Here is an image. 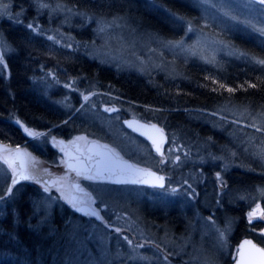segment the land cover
I'll use <instances>...</instances> for the list:
<instances>
[{
  "label": "rangeland",
  "instance_id": "rangeland-1",
  "mask_svg": "<svg viewBox=\"0 0 264 264\" xmlns=\"http://www.w3.org/2000/svg\"><path fill=\"white\" fill-rule=\"evenodd\" d=\"M134 1L137 0H116L117 12L100 16L39 0L33 6L36 29L41 27L47 39L71 49L74 48L73 32L68 31L71 19L76 18L77 23L93 22L94 33L84 49L99 67L110 66L146 77L161 72L163 81L165 77H176L188 84L193 80L185 74L200 70L198 65L202 63H211L212 69L225 74L222 64L216 63L220 54L245 56L223 38L227 32L242 39L257 36L256 42L264 47V5L259 0H175L195 8L196 14L190 11L188 18L185 13L166 7L164 0H147L138 9ZM171 3L178 6L173 1L167 2ZM10 5V0H0V20L11 14ZM41 15L45 16L42 21L38 19ZM150 16L156 30L161 29L166 37L147 28ZM8 49L0 34V72L5 76L8 68L4 55ZM43 53L57 61L62 56L53 49ZM245 54L256 64H264L258 56L257 59ZM52 75L51 72L44 75L47 78L41 82L44 95L67 112L74 110L70 94L75 92L80 99L79 115L87 120L70 136L34 129L33 135L19 143L0 141V256L5 250L11 261L24 264H230L238 240L251 237L245 233L253 231L264 241V228L257 220L264 216L256 215L264 210V101L253 99L240 88L225 93L204 90L206 95L201 104L212 107H172L176 116L167 131L163 125L164 111H169L162 107L126 100L118 93L96 89L93 83L82 89L73 79L59 80ZM117 105L121 106V117L126 116L123 120L131 116L163 129L166 140L161 144L160 154L146 138L143 137L150 145L127 132L118 114L105 112ZM14 123L15 127L24 128L20 121ZM3 124L0 121V126ZM75 135L84 141L90 139L89 143L95 140L136 167L158 172L161 168L168 174V180L166 177L163 187L142 186L137 184L142 180L135 173L118 169L133 181L92 183L93 200L96 199L102 212L112 215L107 224L65 217L66 208L59 199L33 183L11 186L17 174L10 150L18 164L27 167V174L48 175L46 169L33 171V163L39 158L29 150L30 143L44 141L40 157L52 163L57 160L53 139ZM50 153L54 154V160L48 157ZM106 166L109 168L111 164ZM15 206L22 211L31 209L27 216L29 224L22 233L16 227ZM252 213H255L251 216L254 230L245 222ZM5 219H10V227ZM234 227L242 232L230 248L228 240ZM6 230L8 238L3 240L1 233Z\"/></svg>",
  "mask_w": 264,
  "mask_h": 264
},
{
  "label": "trees",
  "instance_id": "trees-1",
  "mask_svg": "<svg viewBox=\"0 0 264 264\" xmlns=\"http://www.w3.org/2000/svg\"><path fill=\"white\" fill-rule=\"evenodd\" d=\"M10 1L9 12L11 14L0 20L1 37L9 45V49L4 55V61L8 68L7 75L5 76L0 72V121L10 126L7 127L4 124L0 126V141L2 143L14 144L21 142V139L26 140L25 128L32 127L36 131L48 129L58 122L65 113L72 110L70 109L67 112L62 111L58 104L53 101L51 102L44 95L42 84H39V82L40 79L41 81L46 80L45 78L47 77L44 75H48L49 72L53 73L52 76L55 75L59 80H75L76 85L82 89L86 87V84L93 83V85H96V89L105 92L111 91L115 94L118 93L122 97H125L126 100L146 105L151 104L158 108L162 107L169 111H164L166 120H164L163 125L167 131L174 125L172 124L173 118L176 116L172 107L211 108L212 106L208 104H201V101L205 98L204 94L209 89L214 90L215 93L219 91L225 93L231 89L240 88L245 90V93L250 94L253 99L264 101V64H259L258 62L256 64L245 54L247 53L255 58L258 56L259 59L264 60V47L256 42V35V38L252 39H242L235 34H228L229 32L223 35V38L230 46L236 47L239 49V52L241 51L245 55L231 56L225 53L218 55L216 63L218 65L222 64V68H225V74L223 75L217 69H212L214 65L211 63H202L198 65L200 70L185 74L193 80L192 84H188L187 80L185 81L182 78L181 80L176 79V77H165V81H163L161 78L164 77V74L161 72L146 77L131 71L125 72L116 68L114 69L110 66L99 67L94 60L88 57L84 49L85 43L91 37L92 30L88 26L83 28L85 33H80L79 31L73 32L71 41L74 42V48L70 49L62 44L53 43V40L45 37L41 27L36 29L37 24L35 22L33 6L39 0ZM40 1L44 4L61 1L66 7H71L86 14L100 16H108V14H113L118 10L114 4L116 0ZM146 1H134L135 6L137 9L142 8L143 5L145 6ZM170 1L175 2L178 6L175 7L172 3L167 4ZM164 3L166 7L169 5L170 8H174V11L180 14L185 13V17L187 18L191 16L190 11H194L193 13L196 14L195 8L191 7V5L177 3L175 0H164ZM175 8L179 9L176 10ZM144 13L146 14V11ZM44 17L41 15L38 19L42 21ZM162 18L164 19L163 16ZM147 19L149 22L148 27L156 30L154 27L155 21L152 20V17ZM86 28L90 30V34ZM156 31L163 34L161 29H157ZM163 35L166 37L165 34ZM262 43L264 44V41ZM49 49L59 51L62 54L59 61L54 60L51 56L47 57L48 55L43 53ZM194 85H199L200 87L195 88ZM70 96H72V108H74V106L79 104L80 99L75 92L71 93ZM6 117L9 118L8 121H6ZM12 119L20 121L24 128L15 127L14 120ZM75 123L72 125V131L67 129L66 132V129L63 130L60 126H56L51 132L62 137L65 134L70 136L81 128L80 125ZM44 147V141L33 140L28 148L31 152L41 155ZM248 175L255 177L254 175L252 176V173H248ZM30 210V207L24 208V211L20 215H17L18 224L16 227L21 230L19 233L25 231L24 228L29 224L27 222L30 218L27 216ZM238 217L241 216L238 215ZM4 221H7L6 225L10 227V219H5ZM232 230L228 240L230 241V248L233 246L234 240L239 233L242 232V230L236 227ZM245 234L255 238L264 246V241L255 232L252 231ZM1 235H3L1 236L3 240L8 238L6 237L7 230L1 233ZM2 252L0 264H24L19 261H11L5 250H2Z\"/></svg>",
  "mask_w": 264,
  "mask_h": 264
},
{
  "label": "flooded vegetation",
  "instance_id": "flooded-vegetation-1",
  "mask_svg": "<svg viewBox=\"0 0 264 264\" xmlns=\"http://www.w3.org/2000/svg\"><path fill=\"white\" fill-rule=\"evenodd\" d=\"M122 104H125L123 101ZM120 104V103H119ZM129 105V104H125ZM112 107V106H111ZM102 110L105 111V107H102ZM106 113H114L118 114V117L120 116V121L122 122L123 118L126 117L123 115V118L121 117V106L117 105L113 107L112 109H108L105 111ZM145 120V119H144ZM127 132H130L133 136L138 137L140 141L142 140L144 143L149 144V142L144 139L143 137L136 134L134 131H132L130 128H125ZM56 139V138H55ZM90 139H80L78 135H75L74 137L71 136L68 139L64 140H54L51 142L53 149L57 152V160H54V154L50 153L48 154V157L52 163L49 161L47 162L45 159L42 160L40 155H35L39 160L35 161L33 163V171H41L42 169L49 170L48 175L42 174L41 176L37 177L35 174L29 175L27 174V167L20 166L18 164L17 159L12 157L13 151L10 150V156L13 160V164L16 166V182L14 184L11 183V186L14 185H20V184H26V183H33L34 185L38 186L40 190L43 192L46 191L47 194L55 195L61 205L66 208L64 210L66 213L70 212L73 214V216H78L77 219L82 218H88L89 220H93L97 222L98 224H107L108 221L111 219V214H106L101 211V208H99L96 204V199L93 200V196L95 197V193L93 188L91 187L92 183H99V182H107L112 184H118L116 181H114V176L116 173H120L118 169L113 171H107L104 174V177L98 176L99 168H104L106 164L102 162V159H100L99 153L96 150V146L89 143ZM150 145V144H149ZM21 151L20 149H18ZM25 152H27L25 150ZM28 153V152H27ZM23 155H26V153ZM5 159H8L7 155H5ZM107 167V166H106ZM50 168V169H49ZM53 170H56L53 172L54 174H51ZM160 173L165 174L168 180V174L165 172V170H161V168H158ZM238 172L240 170H237ZM242 171V169H241ZM244 171V170H243ZM234 172V170H233ZM245 172V171H244ZM26 177V178H25ZM107 177L108 179H106ZM136 180H139V178L136 177ZM14 181V177L12 182ZM41 182V184H39ZM46 186H44V185ZM139 185L144 186H151L146 183H140L137 182ZM82 205H87L86 208L94 210L96 213H76V208L80 207ZM245 206H243L244 208ZM256 215L259 217L261 215L264 216V210L257 212ZM247 219V218H245ZM248 220V221H247ZM245 220V222L249 223L250 229H253L254 226V219L253 217L248 218ZM257 220H260L262 222V228H264V219L258 218ZM109 228H111V225H107ZM257 227H260L258 225Z\"/></svg>",
  "mask_w": 264,
  "mask_h": 264
},
{
  "label": "water",
  "instance_id": "water-1",
  "mask_svg": "<svg viewBox=\"0 0 264 264\" xmlns=\"http://www.w3.org/2000/svg\"><path fill=\"white\" fill-rule=\"evenodd\" d=\"M123 125L127 128L132 129L138 135L146 138L150 142L151 147H153L156 153H161V144L165 142L166 136L163 129L159 125H156L155 123L148 124L131 116L123 120ZM90 143L92 145H95L96 147L98 145L96 150L103 158L102 162H104L105 164H111L109 168H105V171H115L116 169H119L122 171L133 172L141 178L142 183L145 182L150 185L155 184L159 187L164 186L166 182V176L162 173L156 171L155 169L136 167L130 160L116 157L115 155H113L110 149L101 147L95 140H92ZM158 148L159 151L157 150ZM159 178L163 179L160 180ZM114 180L119 183L133 181L132 178L123 173L115 175ZM89 208L91 209V207ZM245 241H250L251 244H245ZM252 245H255V248H253ZM257 248L264 249V247L258 241L253 240L251 237L245 236L241 238L236 245V254L230 264H259L262 257L260 253L256 251Z\"/></svg>",
  "mask_w": 264,
  "mask_h": 264
},
{
  "label": "bare ground",
  "instance_id": "bare-ground-1",
  "mask_svg": "<svg viewBox=\"0 0 264 264\" xmlns=\"http://www.w3.org/2000/svg\"><path fill=\"white\" fill-rule=\"evenodd\" d=\"M56 3H61L62 4V2L61 1H58V2H56ZM71 8V7H70ZM73 9V8H72ZM75 10V9H74ZM77 11V10H76ZM78 12H80V11H78ZM82 12V11H81ZM83 13V12H82ZM86 14V13H85ZM76 18H72L71 20H72V23H70V27H68V31H71V32H74V31H79L80 33L81 32H83V33H85V31H84V27L85 26H88L89 27V29L90 30H92L91 31V36L93 35V33H94V28H93V22H88V23H82V21H81V23H77L76 22V20H75ZM190 22H191V24L193 23V20H189ZM148 25V24H147ZM148 29H150L149 27H147ZM88 31H89V34H90V30L88 29V28H86ZM51 30L52 31H54L52 28H51ZM151 30V29H150ZM41 82H43V81H41V79H40V82H39V84L41 83ZM80 106V104L79 105H76V106H74V110L72 109L71 111L72 112H67V113H65L64 115H63V117L58 121V122H56L55 124H53L51 127H49L48 129L49 130H53V128L55 127L54 125H59L60 127H61V129H66V132H67V129H70L69 131H72L73 129V126L72 125H74V122H77V121H79V120H81V123H80V126L82 127V123H85V121L87 120V117H84V115H79V107ZM111 108H113V107H111ZM158 108V107H157ZM80 112H81V109H80ZM123 127H124V129L126 128L124 125H122ZM25 129H27L28 131H26V136H28L29 135V132H34L33 131V129H29V128H25ZM25 129H24V131H25ZM129 129V128H128ZM132 130V129H131ZM127 131V130H126ZM133 131V130H132ZM136 133V132H135ZM100 142V141H99ZM33 153V152H32ZM34 155H37L36 153H34ZM99 173H98V176H100V177H104V174H105V172H107V171H105V168H99ZM106 179H108L107 177H105ZM114 180V179H113ZM115 181V180H114ZM255 182V181H254ZM118 184H119V182H117ZM231 183V182H230ZM230 183L228 184V185H230ZM257 183V182H256ZM263 205H264V200H263ZM84 206V207H83ZM87 207V205H82V206H80V207H77L76 208V213H90V212H92V213H96V212H94L92 209H88V208H86ZM14 208H16L15 209V212L17 213V215H20V213L22 212V210H21V208H18V207H14ZM41 209H39L38 211H40ZM65 213V217H68V218H76L77 219V217L78 216H73V214H71L70 212H68V213H66V212H64ZM46 224L47 225H49V223H47L46 222ZM47 225H45L44 227H46ZM85 226H86V223L84 224ZM238 242H239V240H238ZM237 242V243H238Z\"/></svg>",
  "mask_w": 264,
  "mask_h": 264
},
{
  "label": "snow or ice",
  "instance_id": "snow-or-ice-1",
  "mask_svg": "<svg viewBox=\"0 0 264 264\" xmlns=\"http://www.w3.org/2000/svg\"><path fill=\"white\" fill-rule=\"evenodd\" d=\"M259 2H260V4L264 5V0H259ZM29 27H31V25H29ZM25 131H28V130L25 129ZM29 135H33V133L29 132ZM157 150L159 151V148ZM159 179L162 180L163 178H159ZM14 183H15V181H14ZM254 215H255V213L250 214V218H251V216H254ZM245 244H251V242L250 241H245ZM252 247L255 248V245H252ZM256 251L258 253H260V255L262 257V259L260 260L259 264H264V249L257 248Z\"/></svg>",
  "mask_w": 264,
  "mask_h": 264
}]
</instances>
